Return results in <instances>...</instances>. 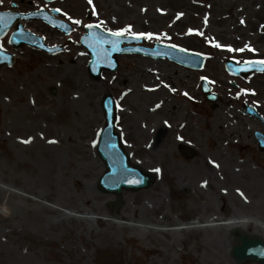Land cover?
<instances>
[{
    "label": "rangeland",
    "instance_id": "374dc122",
    "mask_svg": "<svg viewBox=\"0 0 264 264\" xmlns=\"http://www.w3.org/2000/svg\"><path fill=\"white\" fill-rule=\"evenodd\" d=\"M1 2L3 11L13 2L23 13L58 10L73 28L66 36L39 21L23 24L47 45L66 47L56 55L14 51L10 32L1 40L15 62L0 68V264H259L237 263L232 250L241 234L264 241V151L254 137L264 129L241 113L246 103L264 116V71L240 80L225 62L264 59V0ZM90 23L151 33L144 46L205 54V66L121 55L115 71L94 81L80 43ZM203 79L217 104L204 100ZM107 94L117 101L131 164L155 177L120 197L98 188ZM182 144L196 156L184 157ZM236 218L251 223L220 225Z\"/></svg>",
    "mask_w": 264,
    "mask_h": 264
},
{
    "label": "water",
    "instance_id": "95a60500",
    "mask_svg": "<svg viewBox=\"0 0 264 264\" xmlns=\"http://www.w3.org/2000/svg\"><path fill=\"white\" fill-rule=\"evenodd\" d=\"M53 1V0H47ZM22 15L18 13H1L0 12V38L4 37L11 29L14 22H17L15 31L13 32L10 44L15 49H21L25 46L34 47L48 52H56L61 48L49 49L43 39L36 37L34 34L26 31L19 18ZM53 26H59L52 23L49 18L44 19ZM87 28L88 34L83 37L82 43L87 48L91 58L88 66L89 75L94 81L101 79L102 71L112 70L117 67L116 56L120 54L140 53L144 56H150L155 59L168 58L176 63L192 68L200 69L204 57L194 53H187L183 50L161 44H155L152 49L141 47H123L127 43H141L142 39H135L132 36H113L112 33L106 32L96 25ZM14 62V56L5 53L0 49V68L4 65L11 66ZM227 70L231 75L246 77L253 72L264 71V65L259 62H250L238 65L234 61H228ZM204 97L210 102L218 101V96L211 93L210 86L206 83L202 88ZM102 108L105 116V128L100 135L98 145V154L105 163L107 171L99 182V188L104 193H115L120 196L122 190L139 191L149 188L154 182V177L146 173L140 167L131 166L128 155L125 153L119 136L115 133L116 104L112 96L106 95L102 102ZM247 113H251L259 117L263 122L264 119L258 115L253 108L245 107ZM260 148L264 150V137L258 136ZM186 156L193 157L194 151L183 147ZM118 208L119 204L114 205ZM240 245L234 247L232 255L237 262L254 261L264 264V241L259 238H251L247 235L240 236Z\"/></svg>",
    "mask_w": 264,
    "mask_h": 264
},
{
    "label": "bare ground",
    "instance_id": "6f19581e",
    "mask_svg": "<svg viewBox=\"0 0 264 264\" xmlns=\"http://www.w3.org/2000/svg\"><path fill=\"white\" fill-rule=\"evenodd\" d=\"M6 189V188H5ZM7 191H10V192H13V193H16L14 190H12V189H10L9 188V190L8 189H6ZM115 216H113L115 219L113 220V218H111V220H109V221H114V222H116L115 220L120 216L119 214H117V213H115L114 214ZM71 218V217H70ZM69 218V219H70ZM87 220V219H86ZM247 219H244V218H236L235 220H230V221H227V222H223V223H221L220 225H224V226H233V228H235V227H242V230H244L243 228V226L244 225H246V224H249V223H251V221H246ZM81 221V220H80ZM130 227H129V229L131 228V230L133 229V230H137V231H140V232H143V233H145V230H146V228H145V226H139V225H129ZM185 229V227H183V228H181V230H184ZM159 230H161V229H159ZM162 232H171V231H169V230H162V231H160V233H162ZM242 233V232H241ZM162 234H166V233H162Z\"/></svg>",
    "mask_w": 264,
    "mask_h": 264
},
{
    "label": "snow or ice",
    "instance_id": "6c2138e0",
    "mask_svg": "<svg viewBox=\"0 0 264 264\" xmlns=\"http://www.w3.org/2000/svg\"><path fill=\"white\" fill-rule=\"evenodd\" d=\"M89 3H91V0H89ZM76 24H79L80 23V21L79 20H76V21H74ZM88 27L89 28H91V27H93L92 25H88ZM125 31H130V27H129V29H127V30H120V31H117V32H113L112 33V35L113 36H122V35H124V33H125ZM131 35L133 36V38H135V39H139V38H141V37H146V38H151L152 37V34L151 33H131ZM217 46H219V45H217ZM231 50V49H230ZM259 63H264V61H259ZM185 95H187V93H185ZM25 143H28L29 141H24ZM52 142H54V141H52Z\"/></svg>",
    "mask_w": 264,
    "mask_h": 264
},
{
    "label": "flooded vegetation",
    "instance_id": "af4514ba",
    "mask_svg": "<svg viewBox=\"0 0 264 264\" xmlns=\"http://www.w3.org/2000/svg\"><path fill=\"white\" fill-rule=\"evenodd\" d=\"M18 5V4H17ZM19 8V7H18Z\"/></svg>",
    "mask_w": 264,
    "mask_h": 264
}]
</instances>
